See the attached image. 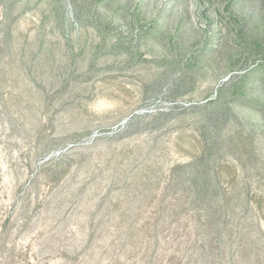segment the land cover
<instances>
[{"label": "rangeland", "instance_id": "obj_1", "mask_svg": "<svg viewBox=\"0 0 264 264\" xmlns=\"http://www.w3.org/2000/svg\"><path fill=\"white\" fill-rule=\"evenodd\" d=\"M0 264H264V0H0Z\"/></svg>", "mask_w": 264, "mask_h": 264}]
</instances>
